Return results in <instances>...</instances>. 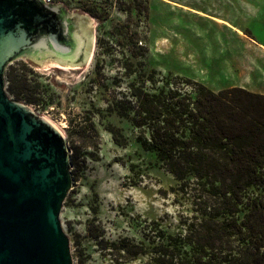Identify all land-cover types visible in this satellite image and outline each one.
<instances>
[{"label": "rangeland", "instance_id": "1", "mask_svg": "<svg viewBox=\"0 0 264 264\" xmlns=\"http://www.w3.org/2000/svg\"><path fill=\"white\" fill-rule=\"evenodd\" d=\"M235 1L54 0L70 14L82 12L94 24L84 66L68 69L46 62L35 69L23 59L11 64L32 71L29 77L43 96L40 106L28 105L57 126L69 146L78 147L82 155L74 172L77 180L73 176L60 213L73 264H112L118 257L116 248L124 241L153 240L161 229L179 233L191 218L192 195L179 188L154 153L143 150L136 141L139 131L109 112V107L129 92L131 83H141L153 70L162 76L187 77L215 92L227 89L217 75L213 50L208 55L202 46L208 37L217 38L218 27L184 6L222 18L230 16L222 12ZM247 1H259V12L264 9V0ZM253 23L264 30L261 22ZM249 80L242 79L246 88H251ZM90 123L95 124L98 137ZM108 124L121 129L128 139L126 147L113 141Z\"/></svg>", "mask_w": 264, "mask_h": 264}, {"label": "trees", "instance_id": "2", "mask_svg": "<svg viewBox=\"0 0 264 264\" xmlns=\"http://www.w3.org/2000/svg\"><path fill=\"white\" fill-rule=\"evenodd\" d=\"M30 74L26 65H10L6 91L40 106L43 93ZM109 112L139 131L136 141L156 155L195 205L181 232L161 229L153 240L124 241L112 264H264V95L240 87L215 92L153 70L131 83ZM90 129L98 137L94 123ZM106 129L118 146L128 145L121 129ZM70 149L77 180L82 155L78 147Z\"/></svg>", "mask_w": 264, "mask_h": 264}, {"label": "water", "instance_id": "3", "mask_svg": "<svg viewBox=\"0 0 264 264\" xmlns=\"http://www.w3.org/2000/svg\"><path fill=\"white\" fill-rule=\"evenodd\" d=\"M94 24L44 0H0V264H73L60 213L72 189L70 146L57 126L6 91L18 59L80 69Z\"/></svg>", "mask_w": 264, "mask_h": 264}, {"label": "crops", "instance_id": "4", "mask_svg": "<svg viewBox=\"0 0 264 264\" xmlns=\"http://www.w3.org/2000/svg\"><path fill=\"white\" fill-rule=\"evenodd\" d=\"M241 3L246 5H240ZM241 3L239 0L233 2L234 5L231 3L230 10L222 12L223 15L230 16L222 18L184 7L218 27L220 34L216 35L217 38L208 37L202 46L207 47L205 52L208 55H211L213 50V60L216 64L218 63L217 75L224 79L226 87H240L264 95V30L260 31L256 25H253V21L257 20L263 24L264 28V9L259 12L257 5L259 1L252 3L244 0ZM244 14H246L245 21H243ZM246 30L247 33L244 32ZM212 46L214 49H211ZM243 78H250L251 88L244 86Z\"/></svg>", "mask_w": 264, "mask_h": 264}, {"label": "built area", "instance_id": "5", "mask_svg": "<svg viewBox=\"0 0 264 264\" xmlns=\"http://www.w3.org/2000/svg\"><path fill=\"white\" fill-rule=\"evenodd\" d=\"M46 3L55 4L54 0H44Z\"/></svg>", "mask_w": 264, "mask_h": 264}, {"label": "bare ground", "instance_id": "6", "mask_svg": "<svg viewBox=\"0 0 264 264\" xmlns=\"http://www.w3.org/2000/svg\"><path fill=\"white\" fill-rule=\"evenodd\" d=\"M166 1V0H165ZM202 16V15H201Z\"/></svg>", "mask_w": 264, "mask_h": 264}]
</instances>
